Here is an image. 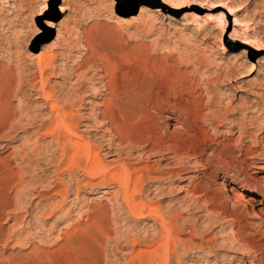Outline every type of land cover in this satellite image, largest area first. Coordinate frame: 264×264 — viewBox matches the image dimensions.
<instances>
[{"label": "rangeland", "instance_id": "obj_1", "mask_svg": "<svg viewBox=\"0 0 264 264\" xmlns=\"http://www.w3.org/2000/svg\"><path fill=\"white\" fill-rule=\"evenodd\" d=\"M167 1L0 0V84L9 90L11 109L23 113L20 118H47L49 110L30 82L38 76L36 60L52 54L51 85L57 92L74 91L78 74L84 73L83 36L89 31L103 32L107 41H121L138 57L167 62L175 72L200 79L203 102L216 95L217 110L225 116L209 129L216 143L230 149L226 162L231 167L214 162L208 171L198 166L183 178L147 186L146 201L185 230L177 238L199 245L203 240L201 251L188 253L174 236L177 254H171V264H264V219L252 218V211L237 202L240 191H249L260 197L264 209V0ZM96 88L82 95V109H77L85 137L95 135L91 123L102 109L101 85ZM13 118L8 132L21 121L19 115ZM33 131L20 130L18 139L11 135L9 142L0 138V264H137L134 254L157 240L160 224L134 217L114 185L77 192L83 173L72 178L66 171L60 178L53 139L34 144ZM39 145L51 150L48 159L41 158L42 171L40 158L31 155ZM106 154L107 162L118 161Z\"/></svg>", "mask_w": 264, "mask_h": 264}, {"label": "bare ground", "instance_id": "obj_2", "mask_svg": "<svg viewBox=\"0 0 264 264\" xmlns=\"http://www.w3.org/2000/svg\"><path fill=\"white\" fill-rule=\"evenodd\" d=\"M83 39L88 56L82 59L80 69L84 73L78 74L80 79L72 92H57L51 85L50 78L54 77V73L47 72L54 69L55 58L52 54H41L36 60L38 76L35 75L30 82L32 91L43 99V107L49 110L47 118L39 119L37 116V119L36 116L27 115L20 118L23 113L11 109L10 101L8 102L9 90H3V85L0 84V133H3L0 138L9 142L11 135L16 134L12 137V140H16L20 130L29 129H34L29 133L30 142L34 144L46 137L52 138L56 146L52 157L55 161L59 159V165L55 167L56 174H61V178L67 171L72 178H76L78 172H82L85 177L84 181L77 180V192L84 188L89 190L114 185L123 192L124 201L134 217L141 221L154 220L160 224L161 235L155 237L157 240L154 243L138 249L137 254H134V262L171 264V254H177L174 239L185 230L175 220L168 221L162 215L160 206H153L152 202L146 201L148 196L145 188L155 183H164L171 178H183L198 166L208 171L214 162L222 163L224 168H230V164L226 162V159L231 157L230 149L216 143L209 129L220 125L225 116L217 110L216 95L209 103L203 102L202 96L206 90L201 80L194 76L189 79L179 69L175 72V65L173 67L167 66V62L157 63L149 56L147 59L138 57L134 49H129L121 44V41H107L109 38L103 32H85ZM78 70L74 71L76 77ZM92 71L94 74L89 76ZM209 82L212 87L213 82ZM98 84L102 88L99 92L103 99L102 109L97 119L91 123L95 135L85 137L79 131L83 116L77 109H82V95L96 92ZM18 115L21 121L19 120L14 128L11 126L8 132L6 126ZM101 132L104 136L99 135ZM106 134L110 135L109 140L105 139ZM8 146L7 143L4 149ZM50 152L49 147L39 145L33 148L31 155L36 154L37 159L40 158L37 161L40 170L41 158L44 161ZM106 152L107 156L116 157L118 161L107 162L104 158ZM136 152L142 153L139 154L141 156L138 160H134ZM204 156L208 158L206 163L202 161ZM25 157L28 158V155ZM193 159L197 160L196 163ZM234 162L239 164L238 160L234 159ZM164 163L165 167L162 165ZM3 176H8L6 166ZM60 182L62 183V180ZM60 190L64 194L67 193L66 190ZM193 191L197 192L199 188L195 187ZM135 195L139 197L137 201L134 199ZM237 202L239 206L252 211V218L264 219V209L260 206L262 201L257 195L240 191ZM194 229H191L192 236ZM177 239L186 247L188 253L194 251V248L200 251L202 249L203 240L199 245L190 238ZM131 241L134 243L137 240L131 238ZM96 242V246H100L97 240Z\"/></svg>", "mask_w": 264, "mask_h": 264}]
</instances>
